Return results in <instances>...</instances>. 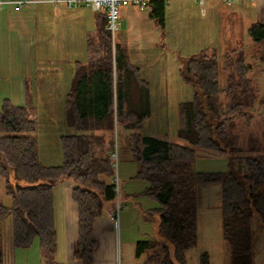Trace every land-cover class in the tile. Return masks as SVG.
I'll return each mask as SVG.
<instances>
[{
	"label": "trees",
	"instance_id": "obj_1",
	"mask_svg": "<svg viewBox=\"0 0 264 264\" xmlns=\"http://www.w3.org/2000/svg\"><path fill=\"white\" fill-rule=\"evenodd\" d=\"M166 5L164 0H154L150 5L152 15L162 26ZM106 21L102 12L99 33L89 39L90 73L80 74L81 69L78 70L75 94L67 101V121L74 132L61 137V164L47 165L40 159L37 107L14 104L9 99L3 103L0 175L13 203L11 206L0 203V264H3L2 222L9 217L14 247L28 248L38 239L44 264H62L57 258L54 189L66 179L75 182L71 195L78 207L75 256L83 264L94 262L97 242L94 222L103 215L106 203H112L116 196L111 180L116 128L118 132L120 126L138 130L151 115L147 93L141 109L132 99L133 81L148 88L139 68L119 42L113 56ZM249 31L254 40H264V24H253ZM186 58L189 74L196 81L182 71L186 82L195 86L194 99L182 102L179 107L177 136L186 145L137 131L128 136L133 158L140 167L136 177L148 182L144 193L159 202L150 211L158 214L160 238L139 242L138 253L147 248L153 250L145 264H188L186 251L198 242L197 186L220 184L223 234L230 245L232 264H253L250 225L255 214L264 226V190L260 189L264 184V153L256 143L248 147L240 145V135L234 128L236 119L250 122L254 118L249 109L256 104L264 106V96L257 94L249 76L251 65L243 52L236 58L232 53L225 55L224 86L220 85V56L215 49ZM198 149L228 154L229 169L194 170ZM208 257L204 254L202 264H208Z\"/></svg>",
	"mask_w": 264,
	"mask_h": 264
},
{
	"label": "crops",
	"instance_id": "obj_2",
	"mask_svg": "<svg viewBox=\"0 0 264 264\" xmlns=\"http://www.w3.org/2000/svg\"><path fill=\"white\" fill-rule=\"evenodd\" d=\"M164 1L167 4L165 26L152 15L151 6L141 9L137 5L128 4L120 7L117 32L118 42L126 48L130 61L139 68L141 78L148 88H142L136 81L132 83L131 96L138 108H142L146 93L150 98L151 115L142 128L148 123H155L154 105L157 102L160 111L165 109L157 120L158 129L161 131L169 128L171 119L174 123L173 129H176L175 124L178 123L179 126L173 111L171 113L167 104H164L165 100L172 97L175 87L177 90L181 89L182 93L178 98L177 116L180 104L193 100L195 96V86L186 82L183 77L180 57L186 58L205 49H215L210 45V37L228 36L234 27V19L242 20L245 17V28L248 32L253 24H264V0H240L230 5L220 0H207L205 11L193 0ZM101 14V11L94 10L85 3L69 6L68 3L53 4L47 0H35L20 10L11 5L0 7V26L5 25L17 34L16 50L12 54L1 53L11 63L14 72L11 79L15 84L13 96L5 99H17L18 105L36 107L38 99L58 101L64 117V123L58 129L59 133L55 131L60 144L63 135L74 132L67 121V101L73 99L75 94L74 83L78 70L81 69L80 74L90 73L89 39L99 33ZM173 16L176 20L171 25ZM171 28L174 31H179L180 28L179 38L173 45L165 42ZM171 48L175 52H171ZM38 63L48 67V72L42 73L39 78L35 74V81L32 82L26 74V68L35 70L39 67ZM58 188L59 185L54 189L55 227L58 232L57 258L62 264H83L75 256L78 243H75V237L74 240L72 238L74 232L70 236L67 231L66 207ZM96 224L97 220L94 222V234ZM95 263L94 250L93 264Z\"/></svg>",
	"mask_w": 264,
	"mask_h": 264
},
{
	"label": "rangeland",
	"instance_id": "obj_3",
	"mask_svg": "<svg viewBox=\"0 0 264 264\" xmlns=\"http://www.w3.org/2000/svg\"><path fill=\"white\" fill-rule=\"evenodd\" d=\"M220 1L227 4L223 0ZM175 20L176 17L173 16L171 25ZM232 23H234V27H232L228 36L210 37V45L215 47L216 52L220 56V85L224 86L227 80V73L223 69L225 52L232 53L234 58L239 55V52H243L247 63L251 65L249 76L254 82L258 96L262 97L264 96V40L256 41L252 39L250 31L248 32V29L245 28V23H247L245 17L242 20L241 18L234 19ZM0 30L1 110L6 100L5 98L13 96L15 87L11 80L14 73L12 65L7 58H3L1 53L7 54L10 52L12 54L16 50L17 34L5 25H1ZM177 31L171 28L167 32L165 39L167 44L173 45L175 40L179 38L180 28ZM237 49H239V52ZM170 51L175 52V49L171 48ZM38 54L40 55V52ZM182 57H180V62ZM38 66L35 70L26 68V74L30 76L32 82L35 81L33 77L35 74L39 78L42 73L48 72V67L40 64ZM45 78L47 82V76ZM172 93V97L165 100L164 104H167L171 113L173 111L174 119H177L178 122L177 104L178 98L182 94L181 89L177 90L175 87ZM11 102L16 104L18 100L11 99ZM36 102L39 120L37 134L40 136V159L47 165L61 164L62 148L60 139L56 136L55 131L57 130L59 133L58 129L64 123L62 110L58 107V101H41V99H38ZM156 103L154 105L155 116L153 121L156 119L154 124L149 125L148 123L145 127L138 130L122 126L119 127V132L116 129L115 152L117 151L118 157L115 161V166L113 164V168L114 175L118 178L119 190L114 201L106 203L103 215L96 219V234L94 236L96 235L95 238L98 245L95 249V264H143L153 250L147 248L138 253V243L160 238L157 230L158 214H152L150 211L158 207L159 202L154 197L144 193L148 182L136 177L139 168L133 158L128 141L129 134L137 131L142 135L147 134L186 145V142L177 136L178 123L175 124L176 129H173L174 123L172 119L169 128L164 131L158 129L157 120H159L161 112H165V109L160 111L157 108L158 103ZM249 112L254 114V118L250 122H247L245 118L236 119L234 131L240 135V145L248 147L256 143L260 145L261 153H264V106L256 104L249 109ZM230 160L231 157L228 154H216L198 149L197 159L193 164V168L196 171H227ZM236 168H239L238 163ZM62 183L59 185L58 191L61 192L66 207L67 231L70 232V236L74 232L72 238L74 240L75 237V243H78V207L71 195L75 182L71 179H66ZM221 195L220 184H200L197 186L198 242L194 247L186 251L188 264H202L204 254L209 255L208 264H232L230 245L223 234ZM117 199H119L123 207L120 211L118 223L111 218L112 210L118 205ZM0 203L7 206H11L13 203L12 197L6 192L5 179L1 175ZM250 228L253 264H264V226L257 214L253 217ZM2 253L3 264H44L42 249L38 239H35L28 248L14 247L11 217L2 222Z\"/></svg>",
	"mask_w": 264,
	"mask_h": 264
},
{
	"label": "built area",
	"instance_id": "obj_4",
	"mask_svg": "<svg viewBox=\"0 0 264 264\" xmlns=\"http://www.w3.org/2000/svg\"><path fill=\"white\" fill-rule=\"evenodd\" d=\"M53 4L55 3H68L69 6L81 5L83 3L90 5L94 10L104 12L106 14V29L109 31L112 42V51L113 56L115 57L116 45H117V32L119 30V18H120V7L128 4L137 5L141 9H145L151 5V2L154 0H47ZM197 2L202 9L205 11L206 1L207 0H193ZM227 4H233L236 1L240 0H223ZM253 1V0H252ZM35 2V0H0V7L5 5H11L16 10L22 9L25 5ZM118 154L117 151L112 153L111 158L115 166V161L117 160ZM114 183V189L117 196V191L119 190L118 178L114 175L112 178ZM115 196V198H116ZM118 200V205L114 207L111 212V218L116 223L119 222L120 211L123 208L121 203Z\"/></svg>",
	"mask_w": 264,
	"mask_h": 264
},
{
	"label": "water",
	"instance_id": "obj_5",
	"mask_svg": "<svg viewBox=\"0 0 264 264\" xmlns=\"http://www.w3.org/2000/svg\"><path fill=\"white\" fill-rule=\"evenodd\" d=\"M181 62L183 63V71L185 72V74L189 77H191L193 80H194V77L192 75L189 74V60L187 58H184L182 57L181 58ZM194 83H196V81L194 80ZM196 87L198 88V85H196ZM200 97L203 98L204 97V93L201 92L200 93ZM2 162L5 166H7V163H6V159H5V156L2 155ZM139 171H140V167H139ZM261 190H264V184L260 187Z\"/></svg>",
	"mask_w": 264,
	"mask_h": 264
}]
</instances>
